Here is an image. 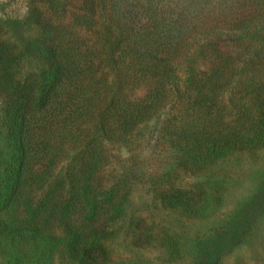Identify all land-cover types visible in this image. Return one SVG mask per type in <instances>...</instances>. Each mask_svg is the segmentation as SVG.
Instances as JSON below:
<instances>
[{"label": "trees", "instance_id": "1", "mask_svg": "<svg viewBox=\"0 0 264 264\" xmlns=\"http://www.w3.org/2000/svg\"><path fill=\"white\" fill-rule=\"evenodd\" d=\"M47 2L51 15L40 8L26 20L37 29L30 46L39 71L17 78L20 56L0 35L7 147L0 236L38 252L64 244L78 263L103 264L110 226L124 217L135 182L147 175L136 163L107 173L110 146L138 149L145 127L162 117L156 144L171 153L170 169L151 178L150 189L172 207L192 209L204 191L182 183L188 174L264 148V83L257 67L232 73L231 56L217 44L202 54L210 62L203 67L197 59L208 38L182 62L174 51L180 39L156 47L122 16L103 19L89 39L72 36L54 19L58 9L66 14V3ZM140 87L143 96L136 94Z\"/></svg>", "mask_w": 264, "mask_h": 264}, {"label": "rangeland", "instance_id": "2", "mask_svg": "<svg viewBox=\"0 0 264 264\" xmlns=\"http://www.w3.org/2000/svg\"><path fill=\"white\" fill-rule=\"evenodd\" d=\"M61 1L68 10L63 16L58 9L54 15L59 17L54 19L63 20L72 36L89 39L101 28L103 19L116 21L122 16V24H133L135 31L152 39L156 47L162 44L170 48L180 39L174 51L182 62L189 60V51L196 50L200 38H208V45L199 49L198 61L202 63L203 55L217 44L231 56L232 73L257 67L264 83V0ZM48 6L47 0H0V35L20 56L17 78L42 67L30 46L37 29L26 20L40 8L51 15ZM84 15L91 26L83 22ZM209 63L205 59L203 67ZM231 81L234 85L235 80ZM145 92L144 87L136 90L138 96ZM5 104L6 96L1 94L0 173L7 158ZM161 121L162 117L145 127L138 149L110 146L107 173L136 163L147 175L135 182L124 217L110 226L108 260L103 264H264V148L257 153L235 152L193 176L188 174L182 183L202 189L203 198L192 209L172 207L149 185L151 178L170 169L171 153L156 144ZM65 165L61 162L57 170L63 172ZM31 249L14 247L0 236V264H80L70 257L64 244L50 253L45 247L40 252Z\"/></svg>", "mask_w": 264, "mask_h": 264}]
</instances>
